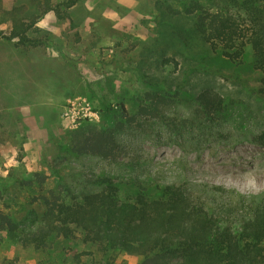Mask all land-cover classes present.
<instances>
[{
  "label": "rangeland",
  "instance_id": "1",
  "mask_svg": "<svg viewBox=\"0 0 264 264\" xmlns=\"http://www.w3.org/2000/svg\"><path fill=\"white\" fill-rule=\"evenodd\" d=\"M158 2L78 0L70 16L63 5V17L54 10L38 17L37 26L51 34L47 46L17 48L0 37V210L18 230L38 223L45 210L42 195L50 189L72 198L95 190L91 180L101 177L152 176L216 197L205 182L244 193L264 191V146L251 141V133L264 127V101L217 73L216 67L229 63L204 57L207 48L192 32L193 19L183 13L163 18ZM17 4L22 8L15 14L26 20L41 14L29 0H0L2 34H10V12ZM151 51L149 64L142 63ZM157 51L166 52L168 61L155 63ZM184 77L192 84L177 93L162 87ZM150 83L153 100L146 93ZM201 88L239 97L249 115L218 125L198 118L193 98ZM86 95L99 107L102 101L115 109L71 128L62 116L67 99ZM143 100L152 106L160 102L164 119L151 107L139 110ZM120 101L129 113L119 108ZM97 132L114 133L109 157L61 151V143L75 145L82 135ZM1 236L0 264H49L43 253L24 247L6 230ZM140 259L121 252L114 264ZM82 260L90 263L91 257Z\"/></svg>",
  "mask_w": 264,
  "mask_h": 264
},
{
  "label": "trees",
  "instance_id": "2",
  "mask_svg": "<svg viewBox=\"0 0 264 264\" xmlns=\"http://www.w3.org/2000/svg\"><path fill=\"white\" fill-rule=\"evenodd\" d=\"M29 1L40 7L41 14L32 13L26 20L15 14L22 8L17 4L10 12V34L0 32L1 38L17 48L47 46L46 39L51 34L37 26L38 17L51 10L63 17V5L67 6L65 14L70 16L71 8L78 3ZM158 1L163 18L165 14L183 13L193 19L192 32L202 38L207 48L204 57L217 56L229 63L216 67L217 73L241 83L250 94L264 101V0ZM178 34L176 38L181 40ZM157 52L155 63L160 59L168 61L166 52ZM249 53L251 60L247 61ZM151 54L152 51L147 52L141 62L149 64ZM181 81L168 84L169 87L162 86L163 81L153 83L177 93L192 84L185 77ZM150 86L146 92L149 95L155 91L152 83ZM86 96L101 118L115 109L112 103L102 101L99 107L91 96ZM130 99L134 102V98ZM193 100L197 104L196 116L216 125L234 119L243 122L249 113L239 97L212 88H201ZM118 105L129 113L124 101ZM148 107L164 119L160 102L152 106V101L146 105L143 100L139 110L150 112ZM82 136L75 145L61 143V151L111 155L116 141L113 132ZM251 141L264 146V127L251 133ZM91 183L97 186L95 190L72 198L50 189L42 195L45 210L38 223L21 231L12 217L0 210V240L1 231L6 230L24 247L43 253L49 264H114L121 252L141 257L137 264H264V191L244 193L220 183L205 182L203 186H211L219 195L216 197L139 174L121 179L101 177ZM84 256L91 257V262L82 260Z\"/></svg>",
  "mask_w": 264,
  "mask_h": 264
},
{
  "label": "built area",
  "instance_id": "3",
  "mask_svg": "<svg viewBox=\"0 0 264 264\" xmlns=\"http://www.w3.org/2000/svg\"><path fill=\"white\" fill-rule=\"evenodd\" d=\"M62 116L71 128H75L83 121L99 120L100 112L88 98L75 96L67 99Z\"/></svg>",
  "mask_w": 264,
  "mask_h": 264
}]
</instances>
